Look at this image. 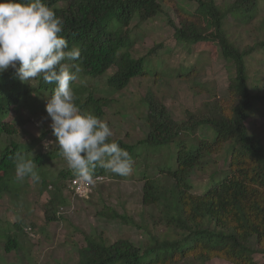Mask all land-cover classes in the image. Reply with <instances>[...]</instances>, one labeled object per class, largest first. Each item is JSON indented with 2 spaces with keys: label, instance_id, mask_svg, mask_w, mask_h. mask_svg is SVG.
I'll return each instance as SVG.
<instances>
[{
  "label": "trees",
  "instance_id": "obj_1",
  "mask_svg": "<svg viewBox=\"0 0 264 264\" xmlns=\"http://www.w3.org/2000/svg\"><path fill=\"white\" fill-rule=\"evenodd\" d=\"M184 1L188 7L174 0H42L62 18L61 35L69 42V47L81 49L83 83L78 80L70 85L76 94V104L100 119L111 104L112 93L125 89L132 79L153 75L144 70V59L161 46H154L144 56L133 57L131 35L135 28L159 16L166 17L165 23L177 42L188 46L216 45L231 70L225 97H210L196 111H185L181 121L173 120L166 107L147 91L143 99L147 110L143 119L147 126L145 137L132 143L109 138L127 150L133 160L158 147L174 144L173 165L157 168L165 181L172 182L173 196H165L162 184L143 172L141 203L157 213L155 217L152 213L147 217L153 225L163 227L162 234L153 235L149 231L145 216L137 224L113 210L109 218L137 228L145 243L134 245L129 240L119 239L107 244L101 238L87 235L84 247L77 249L76 264H174L186 260L205 264L214 258L232 264H255V253L264 256V148L245 124L264 102L263 93H253L249 87L248 63L256 46L240 49L229 39L225 28L228 18L240 25L251 23L259 0ZM168 11L177 15V24L168 18ZM258 45L264 49V41ZM108 71L111 74L107 75ZM192 74H195L193 67L179 73L177 78L187 79ZM84 79L103 81L111 92L110 97L96 95L98 91L94 86L86 92L78 90V86L86 89ZM54 86L45 84L42 79L36 80L35 87L18 82L11 68L0 74V136L5 137L0 140V196L16 199L27 186V178L24 181L15 178L14 158L19 154L34 158L41 177L39 192L47 191L49 195L44 205L47 222L57 220V209L67 204L62 189L67 190L68 181L74 175L69 169L47 175L45 168L59 157L55 145L46 148L44 145L46 137L52 136L51 130L41 129L34 141L24 144L10 131L9 116L23 108L30 115L44 119L47 97ZM33 92H36L34 97ZM37 94L45 96V102L38 100ZM12 108L14 111H10ZM54 139L52 136L51 141ZM188 139L191 142H187ZM222 150L226 155V172L217 179L216 174H211L207 189L201 195L192 194L191 174L202 170L205 158ZM95 176L104 180L123 178H109L103 169H97ZM26 228L20 223L13 224L11 233L0 228L5 252L18 250L16 236L22 231L25 233Z\"/></svg>",
  "mask_w": 264,
  "mask_h": 264
},
{
  "label": "rangeland",
  "instance_id": "obj_2",
  "mask_svg": "<svg viewBox=\"0 0 264 264\" xmlns=\"http://www.w3.org/2000/svg\"><path fill=\"white\" fill-rule=\"evenodd\" d=\"M174 1L188 7V3L184 0ZM221 1L232 0H217L218 3ZM167 16L175 24L178 23L177 15L173 11H168ZM165 18L159 16L151 22H146L135 28L131 35L134 42L133 57L144 56L154 46L161 47L155 49L149 58L144 59V70L152 72L153 75L132 79L125 89L112 93L111 104L104 109L102 118L112 129L113 135L110 138H119L132 143L145 137L147 126L143 119L147 110L143 99L147 91L154 94L175 121L183 120L185 111H196L210 97H225L231 70L221 58L217 46L210 43L188 46L177 42L173 31L165 23ZM226 23L229 39L237 47L245 49L256 46L248 63L249 87L253 93L260 92L264 95V49L258 45L264 41V0L258 1V9L251 23L240 25L229 18ZM204 29L207 30L206 27ZM191 67L194 69V75L187 79L177 78L179 73H185ZM109 74L110 71L107 72V75ZM84 81L86 89H80L78 86V90L86 92L89 87L94 86L98 91L96 95L110 97L111 92L103 81L96 79L92 81L84 79ZM28 84L35 87L36 80ZM35 93L31 95L34 97ZM36 97L43 102L46 100L45 96L37 94ZM32 103L34 104L33 101ZM18 111L9 118H11L10 131L16 133L19 142L29 144L39 136L41 129L43 131L50 129L47 115L44 119H38L37 115L32 116L23 108ZM245 124L249 133L264 148V102L257 106L256 112L246 120ZM4 139V135L0 136L1 141ZM187 142L191 141L188 139ZM141 150L139 152L145 154V151L141 152ZM175 154L174 144L148 151L145 155L147 159L145 156H139L134 160L130 175L120 180L105 179L97 183L91 195L84 199L73 198L68 190L63 188L62 193L67 204L57 209V220L50 222L44 218V205L49 196L47 191L39 192V185H33L27 179L25 181L27 186L21 189L16 199L0 196V228L11 233L14 231L13 224L20 223L22 228H30L34 237L28 236L23 231L18 233L16 240L19 248L11 252L4 251L3 240L0 238V264H76L77 249L84 247V237L87 235L101 238L107 244L119 239L129 240L134 245L144 244L145 241L140 238L141 232L137 228L119 224L109 218L113 210L120 215L124 214L137 224L143 219L142 216H145L149 231L153 235H161L163 227L157 224V219L155 222L158 226L153 225V221L147 217L151 213L155 217L157 213L141 203L143 185L141 174L145 172L148 177L156 178L162 184L165 196L171 198L172 182L165 181L159 175L157 168L173 165ZM225 157L222 150L203 160L202 170L197 169L190 176L192 194L201 195L207 189L211 174H216L217 179L226 172ZM46 170L47 175H56L59 170H68V168L64 160L58 157L45 168V172ZM253 260L255 264H264V256L260 253H255ZM174 264L197 263L186 260ZM205 264L232 263L214 258Z\"/></svg>",
  "mask_w": 264,
  "mask_h": 264
},
{
  "label": "clouds",
  "instance_id": "obj_3",
  "mask_svg": "<svg viewBox=\"0 0 264 264\" xmlns=\"http://www.w3.org/2000/svg\"><path fill=\"white\" fill-rule=\"evenodd\" d=\"M63 28L62 18L42 0H0V74L11 68L21 83L42 79L55 85L44 108L55 139L45 146L55 145L76 181L90 190L97 169L109 178L126 177L134 160L110 141L113 132L107 122L77 106L70 85L78 80L83 83L81 49L69 47L61 35ZM65 60L69 63H62ZM13 163L18 181L27 178L33 185L41 181L34 158L19 154Z\"/></svg>",
  "mask_w": 264,
  "mask_h": 264
},
{
  "label": "built area",
  "instance_id": "obj_4",
  "mask_svg": "<svg viewBox=\"0 0 264 264\" xmlns=\"http://www.w3.org/2000/svg\"><path fill=\"white\" fill-rule=\"evenodd\" d=\"M52 140V136L51 135H48L44 141V145L51 141ZM48 145L45 146V148L47 147ZM96 183H99V182H103L104 179L102 177H96ZM93 188V187H92ZM92 188L89 190V188L87 186H84V185H81L80 183H78L74 178L70 179L68 181V185H67V190L68 192L75 196L76 198L78 199H84V198H87L89 196V194L92 192ZM25 233L30 236V237H34V233L32 232V230L30 228H26L25 229Z\"/></svg>",
  "mask_w": 264,
  "mask_h": 264
}]
</instances>
